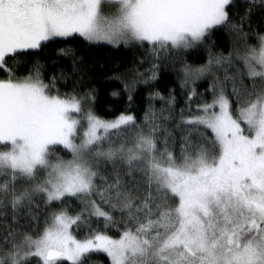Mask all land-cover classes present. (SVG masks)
Masks as SVG:
<instances>
[{
    "label": "snow or ice",
    "instance_id": "1",
    "mask_svg": "<svg viewBox=\"0 0 264 264\" xmlns=\"http://www.w3.org/2000/svg\"><path fill=\"white\" fill-rule=\"evenodd\" d=\"M0 264H264V0H0Z\"/></svg>",
    "mask_w": 264,
    "mask_h": 264
},
{
    "label": "trees",
    "instance_id": "2",
    "mask_svg": "<svg viewBox=\"0 0 264 264\" xmlns=\"http://www.w3.org/2000/svg\"><path fill=\"white\" fill-rule=\"evenodd\" d=\"M217 39V50H222L227 54V51L230 47L229 38L226 35H218ZM251 43H254V38ZM85 57V60L89 64H95L97 68L101 66L107 70L109 68H114L117 66H125L129 61L132 60L133 52L130 49L124 47V45H119L118 47H112L109 45H101V46H92L91 48H85L80 53ZM206 56V54H205ZM201 62V61H198ZM63 66V65H62ZM148 67L147 64H144L142 67V71L146 70ZM107 75H111V72H107ZM96 87L98 89V96L96 100V110L99 114L103 115L104 112L110 107L114 106L119 109H123L125 106V101H120L113 105V98L108 96V92L115 85L110 83L104 79V75H99L98 79L95 81ZM201 83L202 88L206 87V82H198ZM156 87L160 88L165 94H167L168 88H175L176 90V98L177 104L176 109L179 111L180 107L185 103V97L181 95L179 81L177 76L171 71L166 73L164 77L160 80V82L156 85ZM201 88V90H202ZM156 107L159 108L160 104L157 102Z\"/></svg>",
    "mask_w": 264,
    "mask_h": 264
},
{
    "label": "rangeland",
    "instance_id": "3",
    "mask_svg": "<svg viewBox=\"0 0 264 264\" xmlns=\"http://www.w3.org/2000/svg\"><path fill=\"white\" fill-rule=\"evenodd\" d=\"M107 45V44H106ZM109 46H111V45H109ZM112 47H114V46H112Z\"/></svg>",
    "mask_w": 264,
    "mask_h": 264
}]
</instances>
